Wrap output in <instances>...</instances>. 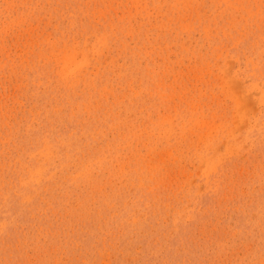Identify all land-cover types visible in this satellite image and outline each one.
<instances>
[{
	"label": "rangeland",
	"instance_id": "1",
	"mask_svg": "<svg viewBox=\"0 0 264 264\" xmlns=\"http://www.w3.org/2000/svg\"><path fill=\"white\" fill-rule=\"evenodd\" d=\"M0 264H264V0H0Z\"/></svg>",
	"mask_w": 264,
	"mask_h": 264
}]
</instances>
